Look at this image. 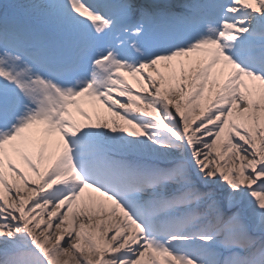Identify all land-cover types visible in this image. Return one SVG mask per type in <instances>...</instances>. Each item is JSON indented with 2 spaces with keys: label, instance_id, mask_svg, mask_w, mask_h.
<instances>
[{
  "label": "snow or ice",
  "instance_id": "snow-or-ice-1",
  "mask_svg": "<svg viewBox=\"0 0 264 264\" xmlns=\"http://www.w3.org/2000/svg\"><path fill=\"white\" fill-rule=\"evenodd\" d=\"M0 264H264V0L0 3Z\"/></svg>",
  "mask_w": 264,
  "mask_h": 264
},
{
  "label": "bare ground",
  "instance_id": "bare-ground-1",
  "mask_svg": "<svg viewBox=\"0 0 264 264\" xmlns=\"http://www.w3.org/2000/svg\"><path fill=\"white\" fill-rule=\"evenodd\" d=\"M5 2H9V0H0V3H5ZM160 70H161V72H164V71H165V69H164L163 67H162ZM146 74H147V72H146ZM128 79H129V83H130V85H131V84H132V83H131V82H132V79H131V78H128ZM173 99H175V93L173 94ZM96 107H97L98 111L100 112V114H101V116H102V118H103L104 121H115L117 124L122 125V122H121V121L116 120V118L110 116V115L104 110V108L100 107L99 105H97ZM198 114H199V110L197 109V111L193 113V116H196V115H198ZM225 158H226V159H229V160H230V163H231V158H230V157H225ZM14 162H16V163L19 164V167H20V169H21L22 171H25V172L27 171L26 166L23 165L22 162H19L18 160H14ZM6 175H7V170H6ZM29 175H30V174H29ZM93 195H95V194H93Z\"/></svg>",
  "mask_w": 264,
  "mask_h": 264
},
{
  "label": "rangeland",
  "instance_id": "rangeland-1",
  "mask_svg": "<svg viewBox=\"0 0 264 264\" xmlns=\"http://www.w3.org/2000/svg\"><path fill=\"white\" fill-rule=\"evenodd\" d=\"M180 59H183V58H180ZM159 67L160 69L162 68V66H157ZM146 72L150 71V70H145ZM115 118V117H114Z\"/></svg>",
  "mask_w": 264,
  "mask_h": 264
}]
</instances>
